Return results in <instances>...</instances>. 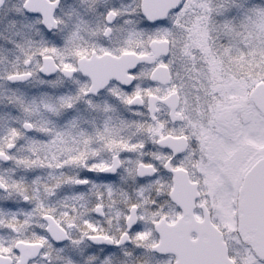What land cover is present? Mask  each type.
Returning <instances> with one entry per match:
<instances>
[{"label":"snow or ice","instance_id":"snow-or-ice-1","mask_svg":"<svg viewBox=\"0 0 264 264\" xmlns=\"http://www.w3.org/2000/svg\"><path fill=\"white\" fill-rule=\"evenodd\" d=\"M0 264H264V0H0Z\"/></svg>","mask_w":264,"mask_h":264}]
</instances>
